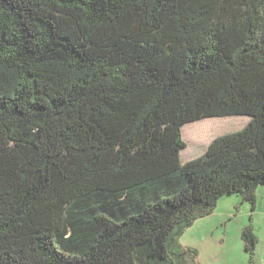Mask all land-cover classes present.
<instances>
[{"label":"trees","instance_id":"16d2710c","mask_svg":"<svg viewBox=\"0 0 264 264\" xmlns=\"http://www.w3.org/2000/svg\"><path fill=\"white\" fill-rule=\"evenodd\" d=\"M262 186L264 0H0V264H196L185 230Z\"/></svg>","mask_w":264,"mask_h":264},{"label":"rangeland","instance_id":"374dc122","mask_svg":"<svg viewBox=\"0 0 264 264\" xmlns=\"http://www.w3.org/2000/svg\"><path fill=\"white\" fill-rule=\"evenodd\" d=\"M249 117L210 118L184 126L187 148L181 153L182 163L202 156L218 137L241 131ZM201 132L197 133L196 130ZM196 132V133H195ZM251 226L258 239L255 255L246 251L242 232ZM179 243L198 253L196 264H264V186L257 192L254 211L237 195L220 200L210 217L198 220L187 228Z\"/></svg>","mask_w":264,"mask_h":264},{"label":"bare ground","instance_id":"6f19581e","mask_svg":"<svg viewBox=\"0 0 264 264\" xmlns=\"http://www.w3.org/2000/svg\"><path fill=\"white\" fill-rule=\"evenodd\" d=\"M195 124H196V123H195ZM183 130H184V129H183ZM186 131H187V129L184 130V133H186ZM196 132H197V133H200L201 130H200V129H197ZM196 132H195V133H196Z\"/></svg>","mask_w":264,"mask_h":264},{"label":"crops","instance_id":"0c3cea01","mask_svg":"<svg viewBox=\"0 0 264 264\" xmlns=\"http://www.w3.org/2000/svg\"><path fill=\"white\" fill-rule=\"evenodd\" d=\"M249 120V119H248ZM200 122H203V121H200ZM200 122H197V123H200ZM249 122V121H248Z\"/></svg>","mask_w":264,"mask_h":264}]
</instances>
